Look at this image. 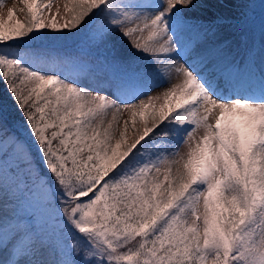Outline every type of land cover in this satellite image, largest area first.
Here are the masks:
<instances>
[{
    "label": "snow or ice",
    "instance_id": "snow-or-ice-1",
    "mask_svg": "<svg viewBox=\"0 0 264 264\" xmlns=\"http://www.w3.org/2000/svg\"><path fill=\"white\" fill-rule=\"evenodd\" d=\"M229 2L242 0H69L58 22L52 0H23L27 23L13 25L14 10L0 21V82L22 117L10 130L0 109L17 199L6 214L0 164V264H264V66L256 76L250 48L206 71L202 51L223 26H247L245 12L207 15ZM46 30L85 35L95 64L27 46ZM126 45L152 57L169 84L160 95L121 99L145 95L147 69ZM92 67L106 87L81 83ZM149 109L153 124L129 144L120 117L134 127Z\"/></svg>",
    "mask_w": 264,
    "mask_h": 264
},
{
    "label": "rangeland",
    "instance_id": "rangeland-1",
    "mask_svg": "<svg viewBox=\"0 0 264 264\" xmlns=\"http://www.w3.org/2000/svg\"><path fill=\"white\" fill-rule=\"evenodd\" d=\"M259 1V0H257ZM53 2V7H52V13L54 14L56 12V9L59 8L60 10V15L57 17L58 22H63V18L66 15H70L66 13L65 10V5L71 6L69 3V0H52ZM256 0H242V3H225L222 6H215L208 10L207 15L211 16L213 13L219 14L221 16H224L226 18H229L233 16L236 12L235 10H239L240 8H243L244 6L247 5L254 6ZM260 8L262 10V17L264 16V0H260ZM23 9V11H21ZM14 10L15 14L13 15L11 23L14 25L17 20H20L21 22L27 23L28 19H30V13L28 12L27 5L23 3V0H0V21H3L5 23L8 22V14L9 11ZM43 18L45 19V22L48 23L51 20V14H49L47 11H44ZM254 28H244L242 32H237V35L244 34L247 37H252L254 36L256 39L260 40L262 36H264V30H261L257 32V34L254 33ZM232 28L229 25H225L221 28L220 33H230ZM219 39L215 43H223L221 37L218 36ZM233 37L232 35L229 36L228 40H231ZM27 46H31L33 48H39L43 49L46 51H49L53 53L54 55L61 57V58H66L68 55L67 51H60V50H55L52 51V49L55 48V46L60 47H73V48H83L88 50L87 47V40L85 35L80 34V35H68V36H60L58 37L57 34L52 31V30H46V34L40 37H37L34 40L28 41ZM206 48V47H205ZM212 48V47H211ZM210 48V49H211ZM59 51V52H57ZM125 55L127 59L134 63V65L138 66L141 69H147V71L144 73L142 80L140 81V87L138 89L139 92H144L145 95L143 96H138L136 100L133 101V103H138L140 99H147L148 96H158L160 95L165 89L169 87V84L159 75L156 74V72L152 71V65H153V59L147 54H138L134 49L131 47L127 46L125 47ZM74 58L78 57L76 55H73ZM92 57V58H91ZM90 59L89 63L90 64H95V56L94 54L89 56ZM94 58V59H93ZM174 59L179 60V57H174ZM240 57H238L235 61H240ZM179 63L182 64V62L179 60ZM148 76V78H147ZM79 79L82 84L85 86L89 87L90 89L97 88L96 85H92L89 82H101L98 83L103 84V86H107L105 84V75L100 72L98 69L95 67H92L90 69H85L83 72L80 73ZM174 82H178V80H175ZM153 85H158V87H152ZM103 94V93H102ZM110 98H115L112 97L111 94ZM163 103V99L159 100L156 102L157 108L159 107L160 104ZM218 111V110H217ZM111 117L109 116V119ZM210 119H214L210 118ZM128 120L129 125H128V130L126 133L127 136V141L129 144H131L134 139H136L140 134H142L146 124L147 126H151L153 124V110L149 109V112L147 114V119L143 120L139 115L136 116L135 118V126L133 127V120L131 117V112L130 111H125L123 115L120 117V131H123V121ZM22 121L17 119V123L19 126ZM202 134V131H198L195 136L197 139H199V136ZM117 138L119 136L117 135ZM187 149L182 147L181 152H186ZM5 169H4V175L6 178V183L4 185V192H3V207L4 211L6 214H8L11 210H14L16 205H17V199L14 196V190L12 187V182L10 180V172H8V168L12 165L14 162L11 157L9 156L6 161L0 160V164L5 163ZM162 179V176H161ZM202 210V206H201Z\"/></svg>",
    "mask_w": 264,
    "mask_h": 264
},
{
    "label": "bare ground",
    "instance_id": "bare-ground-1",
    "mask_svg": "<svg viewBox=\"0 0 264 264\" xmlns=\"http://www.w3.org/2000/svg\"><path fill=\"white\" fill-rule=\"evenodd\" d=\"M231 35L233 36V39L231 41L227 40V37L224 35H219V36H224L222 38L223 41L227 42V46L224 48L222 52H210L207 49H202L205 55L209 56V62L207 64V68L205 69L206 71L208 68H211L213 65L216 66L217 70L220 66H222L225 63H232L237 56L241 55V59L244 58L247 54L246 52H243L244 44L243 42L246 43V40H242L243 35L241 36H236L235 32H231ZM219 38V37H218ZM217 38V40H218ZM253 39V38H252ZM216 42V41H215ZM253 44V41L251 42ZM250 44V45H251ZM210 45V44H209ZM264 47L260 48V57L258 59L257 66L259 69H261L262 66V57H264ZM181 62L184 63V60L181 59ZM256 74H259V72H256ZM92 85L100 86L103 88L104 86L102 84H98V82H89ZM121 99L127 100L130 103H133L134 99L133 96H121Z\"/></svg>",
    "mask_w": 264,
    "mask_h": 264
},
{
    "label": "trees",
    "instance_id": "trees-1",
    "mask_svg": "<svg viewBox=\"0 0 264 264\" xmlns=\"http://www.w3.org/2000/svg\"><path fill=\"white\" fill-rule=\"evenodd\" d=\"M0 109L3 111L10 130L17 127V119L22 121L19 110L16 108L3 82H0Z\"/></svg>",
    "mask_w": 264,
    "mask_h": 264
}]
</instances>
